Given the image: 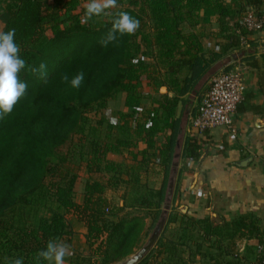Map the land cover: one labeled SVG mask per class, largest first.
Here are the masks:
<instances>
[{
  "label": "trees",
  "instance_id": "obj_1",
  "mask_svg": "<svg viewBox=\"0 0 264 264\" xmlns=\"http://www.w3.org/2000/svg\"><path fill=\"white\" fill-rule=\"evenodd\" d=\"M87 2L6 0L0 11V31L16 30L21 58L36 68L46 63L48 72L42 79L39 73L22 71L27 91L0 120V264L20 257L23 264H34V256L49 239L70 245L72 219L84 227L87 250L74 251L65 264H109L119 259L149 217L142 231L147 234L160 217L175 161L178 103L182 108L188 104L189 92L196 93L199 81L209 77L213 62L242 42L255 44L257 30L248 28L242 18L252 8L264 13V0H117L118 7L108 10L111 15L82 23ZM202 9L215 14L213 49L204 48L202 35L195 30L201 29ZM121 11L138 19L140 27L134 35L103 46L100 41ZM249 63L256 59L251 56ZM81 71L85 79L79 89L60 80L63 72L71 79ZM160 85H166V91H159ZM120 91L123 107L104 115L107 101ZM74 139L77 142L71 145ZM67 144L69 149H64ZM202 149L201 140L187 136L181 155L195 162ZM78 150L79 159H74ZM81 163L92 177L85 181L82 201H76L73 186ZM150 173L160 176L158 186L148 184ZM123 174L145 187L138 205L112 204L104 196L106 188L127 181ZM38 200L46 203L48 215H29ZM177 219L184 224L185 237L197 238L187 232L190 224L202 229L197 251L207 234L262 235L247 215L232 225L211 228L206 216L171 213L164 229ZM156 246L155 254L148 251L134 264H150L153 256L176 250L170 237L162 235Z\"/></svg>",
  "mask_w": 264,
  "mask_h": 264
},
{
  "label": "crops",
  "instance_id": "obj_2",
  "mask_svg": "<svg viewBox=\"0 0 264 264\" xmlns=\"http://www.w3.org/2000/svg\"><path fill=\"white\" fill-rule=\"evenodd\" d=\"M198 27L201 29L195 30L202 35L204 48H216L217 23L212 10L200 11ZM254 38V45L250 46L247 42H242L213 62L209 69V77L207 79L203 77L199 81L196 93L189 92L188 104L182 108V103H178L176 115H181V121L176 140L178 144H175L176 164L171 168L174 180L170 210L173 209L177 215L185 213L199 217L206 216L211 228L222 223L232 225L233 221L247 215L254 219L255 225L263 234L264 27L254 33ZM251 56L256 59L255 64L249 63ZM234 66L239 68L243 75V98L231 114V126L217 124L199 131L192 125L191 118L196 112L200 97L211 76L223 68ZM187 136H195L203 143L202 153L195 162L188 161L181 155L184 139ZM122 176L127 179L121 182L124 183L125 195H129L132 188L134 190L145 188L141 182L131 180L128 175ZM159 178V175L150 173L148 184L158 186ZM107 189L111 191V188ZM112 189L114 191L116 187ZM108 194L104 192V196L111 202ZM123 202L126 205L132 204L125 200H120L119 204ZM72 220L74 228L72 244L80 239L82 248H87L83 238L82 223ZM175 221L171 224L172 233L169 236L171 245L177 247L186 243L192 247L195 240L183 236V222ZM247 225L248 223L245 222V226ZM78 229H80L79 233ZM206 237L201 242V249L198 252L202 264H258L255 249V243L259 239L257 236L236 233L222 237L207 234ZM199 238L201 237L197 235V240ZM188 253L184 255L176 248L171 253L162 252L153 256V262L158 263L160 259L165 261L167 259L168 264H194L195 259L198 258H194L193 251L189 255Z\"/></svg>",
  "mask_w": 264,
  "mask_h": 264
},
{
  "label": "clouds",
  "instance_id": "obj_3",
  "mask_svg": "<svg viewBox=\"0 0 264 264\" xmlns=\"http://www.w3.org/2000/svg\"><path fill=\"white\" fill-rule=\"evenodd\" d=\"M118 7L117 0H88L84 5L85 12L82 23H87L94 17L101 15L109 16L110 9ZM140 27V21L130 13L121 11L112 20V27L106 37L100 41L103 46L109 43L118 42L119 38L124 35H134ZM15 29L7 32L0 31V120L10 114L27 91L26 81H22L20 73L22 71L39 73L42 79H46L47 65L41 62L39 67L28 65L25 59L20 56V47L15 43ZM85 79L83 71L69 77L67 72L60 76L62 83L69 84L71 88L79 89ZM113 124L116 120L111 121ZM73 252L71 246L62 240L49 239L44 249L39 250L34 256V264H65L66 257H71ZM9 264H23V258H16Z\"/></svg>",
  "mask_w": 264,
  "mask_h": 264
},
{
  "label": "rangeland",
  "instance_id": "obj_4",
  "mask_svg": "<svg viewBox=\"0 0 264 264\" xmlns=\"http://www.w3.org/2000/svg\"><path fill=\"white\" fill-rule=\"evenodd\" d=\"M5 1L6 0H0V11L2 10V6H3V4H4ZM1 26H2V21L0 20V30H1ZM161 86H166V85H160L159 87L157 86L159 88V91H160V87ZM148 89L151 90L152 87H148ZM166 89L167 88H165L161 92L166 91ZM123 98H124V92H122V91L118 92L117 95H116V97L114 99H110V100L107 101L106 108L104 109L105 112L103 114L104 115H112V114L115 113V111L117 109H121L123 107ZM146 101H148V99H146ZM94 119H95V116H93L91 118V121H94ZM86 133H87V131L85 129L84 130L85 136H87ZM76 142H77L76 139H74V140H72L70 142V144L73 145L74 143L76 144ZM70 144L65 145L63 148L64 149L65 148H68ZM82 149H85V147L82 148ZM82 149H81V151H82ZM73 150H74V147H73ZM76 152L77 153H76V156H74L75 157L74 159H79L78 158L79 150L76 151ZM69 156H72V154L68 153L67 154V157H69ZM83 156L85 157V153H84ZM112 156L110 155L109 157L112 158ZM173 167H174V165H173ZM77 174L78 175H77V178H76V180L74 182V186H73V189H74L73 196H74V199L76 201H82L85 181H86V179H90L92 176H91V173H89V171H87V168L85 167V164L84 163H81L80 164L79 168L77 169ZM92 175L94 176L96 174H92ZM170 175H171V173H170ZM173 180H174V178H173ZM123 184L124 183H119L118 184L119 186L118 185L117 186H113V187H116V189L114 191L112 189L113 187H109V188H111V191H109V189H107V188L104 190V192H108L109 193L108 195H109V198L111 200V203L112 204H119V201L120 200H123V201L125 200L128 203H132L134 205H138L140 203V201L143 199L140 195L144 191V189L142 188L140 190L139 189L134 190V188H132L133 190L131 191V193L129 195H125L124 194V188H123L124 185ZM171 196H172V192H171V194H170V196L168 198H167V194H166L165 195V199L163 200V206L161 207L162 210H161L160 216L162 214L164 215V223H163V226H162L161 230L158 233V236H157L156 240L158 239V237L160 235H162L163 239H166L172 233L171 224L174 223L173 221H171L169 223V228L168 229H164V225L167 222V219H168L169 214L175 213L173 211V209L170 210ZM165 203L168 204L167 207H164ZM46 207H47L46 206V203L43 202V200H38L35 203V205L31 209H29L30 210L29 215L30 216H33V215L34 216H37V215H40V214L48 215L49 214V211H48V209ZM127 209H129V208H127ZM66 216H67V218H70L71 217V214L70 213H67ZM178 217H180V215H178ZM158 219L155 221V223L153 224V226L151 225L147 229V234H145V233H142V231L146 227V224L148 225L150 223V218L149 217H146L144 226L139 230L140 232L137 233V236H136L135 240L132 242V244L130 243V245L128 246L127 253H125L122 257H120L119 259H117V260H115V261H113V262H111L109 264H114V263H116L118 261H121V260L129 257L133 253H135L146 242L148 236L150 235L151 231L153 230V228H154L156 222L158 221ZM175 222H178V219ZM197 227H198V224L197 223H193L190 227H188L189 228L188 231H192L193 233H195V234L198 235L199 233H201L202 230L201 229H197ZM190 228H191V230H190ZM78 230L79 231H77V232L79 233L80 232V229H78ZM83 230H84V227H83ZM83 238L81 237V239H83ZM200 239L201 238H199L198 240H197V238H196V240L194 239L195 241H194V243H192V245H193L192 247H190L189 245H186V244H183L182 246L178 245L176 247L184 255L186 253H188V252L190 253L191 251H193V255L195 256L194 258H198V259H195V263L194 264H199V263L202 262L201 261V258H200L201 255H198V252L199 251H197L196 246H195L196 241H199ZM79 240H76L75 242H73V244H72V241L70 242V245L72 244V247H71L72 252H74V251H82V252H85L87 250V248H82ZM156 240L154 241V243L151 245L150 249L148 250L149 252L147 251L149 254H152V253L155 254L156 253V249H157ZM200 249H201V244H200L199 250ZM194 251H195V253H194ZM189 253H188V255H189ZM168 262L169 261L167 259H166V261L164 259H160V262H158V263L156 262L155 263V262H153V257H152V259L150 261V264H168Z\"/></svg>",
  "mask_w": 264,
  "mask_h": 264
},
{
  "label": "built area",
  "instance_id": "obj_5",
  "mask_svg": "<svg viewBox=\"0 0 264 264\" xmlns=\"http://www.w3.org/2000/svg\"><path fill=\"white\" fill-rule=\"evenodd\" d=\"M251 29L264 27V13L249 9L242 18ZM243 75L239 68H223L214 73L203 91L191 123L199 131L217 124L231 126V114L243 98ZM233 130V128H232ZM258 264H264V233L255 243Z\"/></svg>",
  "mask_w": 264,
  "mask_h": 264
},
{
  "label": "water",
  "instance_id": "obj_6",
  "mask_svg": "<svg viewBox=\"0 0 264 264\" xmlns=\"http://www.w3.org/2000/svg\"><path fill=\"white\" fill-rule=\"evenodd\" d=\"M166 88V86H161L160 87V91L164 90ZM176 144H178V141H176ZM173 164L175 165L176 162H173ZM174 174H172L170 176V181L168 182V186H167V190H166V194H167V198L170 196L171 192H172V188H173V176ZM168 204L165 203L164 207H167ZM164 223V215L162 214L160 216V218L158 219V221L156 222L153 230L151 231L150 235L148 236L146 242L132 255H130L129 257L118 261L114 264H134L137 261H139L144 254L150 249L151 245L154 243V241L156 240L159 231L161 230L162 226Z\"/></svg>",
  "mask_w": 264,
  "mask_h": 264
}]
</instances>
